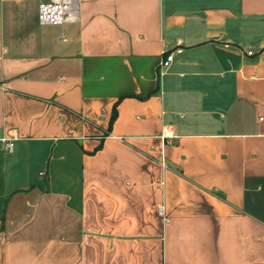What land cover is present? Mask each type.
Listing matches in <instances>:
<instances>
[{
    "label": "crops",
    "instance_id": "obj_1",
    "mask_svg": "<svg viewBox=\"0 0 264 264\" xmlns=\"http://www.w3.org/2000/svg\"><path fill=\"white\" fill-rule=\"evenodd\" d=\"M38 5L0 0V264H264V0Z\"/></svg>",
    "mask_w": 264,
    "mask_h": 264
},
{
    "label": "built area",
    "instance_id": "obj_2",
    "mask_svg": "<svg viewBox=\"0 0 264 264\" xmlns=\"http://www.w3.org/2000/svg\"><path fill=\"white\" fill-rule=\"evenodd\" d=\"M39 19L48 23L78 22L80 20V0H39ZM178 51H181L178 48ZM252 54V51H249ZM174 58V52H170L161 64L166 67ZM14 142L8 139L6 148L12 149ZM162 211V208H160Z\"/></svg>",
    "mask_w": 264,
    "mask_h": 264
}]
</instances>
